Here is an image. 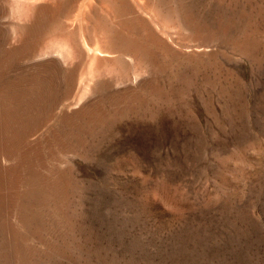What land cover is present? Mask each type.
<instances>
[{
	"label": "rangeland",
	"instance_id": "374dc122",
	"mask_svg": "<svg viewBox=\"0 0 264 264\" xmlns=\"http://www.w3.org/2000/svg\"><path fill=\"white\" fill-rule=\"evenodd\" d=\"M126 2L34 3L103 49L0 76V264H264V0Z\"/></svg>",
	"mask_w": 264,
	"mask_h": 264
},
{
	"label": "bare ground",
	"instance_id": "6f19581e",
	"mask_svg": "<svg viewBox=\"0 0 264 264\" xmlns=\"http://www.w3.org/2000/svg\"><path fill=\"white\" fill-rule=\"evenodd\" d=\"M42 1V5H46L48 7L49 2L53 4V0L51 2V0H17L15 1V3H11L8 4V2H6L5 0L3 2H1L0 0V17L1 14L4 12H7L8 14V18L7 22L2 23L0 22V76H15L16 77V82L11 83L10 85H19L21 82L22 84L24 83L25 86H34L36 85L40 80V77L43 75H49V76H53V77H60V76H68L70 75V73L72 71H74V68L77 67L76 65L79 63L80 66V61H82L81 59H83V53H89L91 52V54L93 55L92 60L97 61L96 59V53L101 51L100 48L98 49V45L99 42L94 40V43H98V44H94L92 45L87 39V36L85 38V40L82 39V37H79L81 39L77 40L76 36L73 34H71L72 36L76 37H72V36H61L58 35V37L56 36V34H52L50 36H48L47 38H43L41 39L40 37H38L39 33L38 31H35L34 29V25L33 24H29L30 22H34L38 19V17H40V12L41 11H36V9L33 7L34 3ZM49 1V2H48ZM61 1V0H60ZM68 1V0H67ZM74 1V0H73ZM91 1V0H90ZM108 1V0H107ZM121 1V6L124 9L126 4V0H119ZM128 1V0H127ZM65 2V1H64ZM84 2V1H83ZM110 2V1H109ZM48 3V5H47ZM57 3V2H56ZM73 3V2H72ZM93 3V2H92ZM120 3V2H119ZM128 3V2H126ZM61 4V3H60ZM58 4V6L60 5ZM66 4V3H65ZM69 4V3H68ZM82 4V3H81ZM88 4V2L86 3ZM109 4V3H108ZM54 5V4H53ZM83 5V4H82ZM89 5V4H88ZM112 5V4H111ZM129 5V4H128ZM38 6V5H37ZM36 6V7H37ZM57 6V7H58ZM62 6V4H61ZM81 6V5H80ZM93 6V5H91ZM104 6V5H103ZM107 6V5H106ZM47 7H45L47 9ZM50 7V6H49ZM48 7V8H49ZM53 7V6H52ZM56 7V9H57ZM82 7V6H81ZM118 7L120 8V6L118 5ZM87 8V7H86ZM90 8V7H89ZM93 8V7H92ZM109 7H107L108 9ZM127 8V7H126ZM45 9V10H46ZM82 9V8H81ZM88 9V8H87ZM86 9V11H87ZM122 9V10H123ZM5 10V11H4ZM41 10V9H40ZM89 10V9H88ZM91 10V9H90ZM89 10V11H90ZM121 10V8H120ZM128 10V9H127ZM88 11V12H89ZM93 11V10H92ZM108 11V10H107ZM124 11H126L124 9ZM123 11V13H124ZM96 12V11H95ZM44 13V12H43ZM49 13V11H48ZM5 14V13H4ZM4 14L2 15L4 17ZM56 14V13H55ZM54 14V15H55ZM93 13L92 17L94 16ZM130 14V13H129ZM48 15V14H47ZM108 15V13L106 14ZM121 15V14H120ZM45 16V15H44ZM84 16V15H83ZM104 16V15H102ZM1 17V18H3ZM98 17V16H96ZM105 17V16H104ZM110 17V15H109ZM41 18V17H40ZM52 18V17H51ZM60 18V17H59ZM76 18V17H75ZM125 18V17H124ZM127 18V16H126ZM125 18V19H126ZM45 20V18H43ZM56 19V18H53ZM95 19V18H94ZM99 19V18H98ZM97 19V20H98ZM121 19V18H120ZM129 19V17L127 18ZM48 20V19H47ZM52 20V19H51ZM100 20H102V18H100ZM99 20V21H100ZM107 20V19H105ZM110 20V19H109ZM124 20V19H123ZM14 21L16 22V24H14ZM43 21V20H41ZM61 21V20H60ZM75 21V20H74ZM73 21V22H74ZM79 21V18H78ZM81 21V20H80ZM92 20H90L91 22ZM97 21V23L99 22ZM113 21V20H112ZM122 21V19H121ZM37 22V21H36ZM40 22V21H39ZM45 22V21H44ZM50 22V21H49ZM65 22V21H64ZM73 22L71 23L73 25ZM89 22V21H88ZM95 22V21H94ZM126 23V21H123ZM80 23V22H79ZM20 24V26H18ZM67 24V23H66ZM91 24V23H90ZM89 24V25H90ZM93 24V23H92ZM95 24V23H94ZM101 24V23H100ZM112 24V22H111ZM70 25V24H69ZM98 25V24H97ZM96 25V26H97ZM104 25V22H103ZM107 25V24H106ZM127 25V24H126ZM36 26V25H35ZM75 26V23L74 25ZM81 26V25H80ZM99 26V25H98ZM105 26V25H104ZM118 29H117V33L120 36V47L121 49H123L122 47L126 48L124 45L126 44V37L127 36V29L126 26H124L123 23H120L117 25ZM40 27V25H39ZM38 27V28H39ZM83 27V25H82ZM94 27V26H93ZM72 28V27H70ZM108 28V27H107ZM112 29V25L109 27ZM41 29V28H39ZM94 29V28H93ZM96 29V28H95ZM11 30V31H9ZM46 30V29H45ZM106 30V29H105ZM113 30V29H112ZM96 31V30H95ZM116 31V30H115ZM38 32V33H36ZM70 32V31H69ZM94 32V31H93ZM98 32V31H97ZM109 32V31H107ZM105 32V33H107ZM80 33V31H79ZM103 33V32H102ZM101 33V34H102ZM115 33V32H114ZM132 33V32H131ZM108 34V33H107ZM130 34V32L128 33ZM41 35V33H40ZM96 33L94 32V34L92 35L93 38H95ZM106 35V34H105ZM108 35H111L110 33ZM107 35V36H108ZM114 36V34H112ZM90 36V35H89ZM88 36V37H89ZM98 36H100L98 34ZM106 36V37H107ZM85 37V36H84ZM102 38L104 36H101ZM106 37L104 39H106ZM104 41V39H102ZM110 38H112V36H110ZM91 39V38H90ZM99 40V37L98 39ZM110 41V39H108ZM129 40V39H128ZM101 41V42H103ZM106 43V42H105ZM128 43V42H127ZM104 43H102L101 45H103ZM129 44V43H128ZM126 44V45H128ZM133 44V43H132ZM106 45V44H105ZM109 45V44H108ZM107 45V46H108ZM135 45V44H134ZM136 46V45H135ZM99 47H101L99 45ZM133 47V46H132ZM134 48V47H133ZM128 49V48H127ZM99 50V51H98ZM126 50V49H125ZM141 50V49H140ZM122 51V50H121ZM128 51V50H127ZM113 52V51H112ZM100 53V52H99ZM98 53V54H99ZM125 53V52H124ZM86 54V55H87ZM97 54V55H98ZM123 54V53H122ZM121 54V56H122ZM124 55V54H123ZM88 56V55H87ZM99 56V55H98ZM15 60V62H18L17 64H12L10 62V59ZM95 58V59H93ZM99 59V58H98ZM122 60V58H120ZM125 59V58H123ZM23 61L26 63V65L23 64ZM30 61H35L33 64L28 65L27 62ZM87 61V60H86ZM85 61V62H86ZM101 60H99L100 62ZM125 61V63L127 62L126 60H123L122 62L120 61V64L123 63ZM14 62V61H13ZM93 62V61H91ZM97 62V63H99ZM106 62V61H105ZM104 62V64H105ZM94 63V62H93ZM124 63V64H125ZM103 64V61H102ZM107 64V63H106ZM127 64V63H126ZM122 65V64H121ZM92 66H94L92 64ZM101 66V65H100ZM111 66V65H110ZM109 66V67H110ZM118 66V65H116ZM98 68V65L96 66ZM108 67V68H109ZM111 67H115L111 66ZM123 67V66H122ZM83 68V67H82ZM91 68V67H90ZM88 68V69H90ZM94 68V69H97ZM105 68H107V66L105 65ZM103 68V69H105ZM107 68V69H108ZM121 68V67H120ZM106 69V71L109 73V71ZM113 68H111L112 70ZM102 70V67H101ZM90 71L89 76H88V84L86 86L87 91L90 90L92 88V84L90 85V82L92 83L93 79H97L99 76H103V74L101 75V73H104V71ZM110 70V74L112 73ZM114 70V69H113ZM124 70V69H123ZM117 71V70H116ZM107 72H105L104 74H106ZM121 73V72H120ZM122 74V73H121ZM124 74V73H123ZM123 76V75H122ZM19 78V79H18ZM1 79V78H0ZM18 79V81H17ZM124 79V78H123ZM50 80V79H49ZM2 82V81H1ZM0 82V83H1ZM41 82V81H40ZM8 84V83H7ZM2 85V84H1ZM9 86V85H8ZM1 87V86H0ZM4 88V87H3ZM49 88V87H48ZM55 88V87H54ZM9 91V90H8ZM49 91V90H48ZM6 92V91H5ZM26 92V91H25ZM30 93V92H28ZM84 94V93H83ZM81 94V96L83 95ZM80 95V94H79ZM78 95V96H79ZM46 96V95H45ZM10 97V96H9ZM81 98V97H80ZM0 103L5 102V100H8L6 97L1 96L0 97ZM75 99V98H74ZM78 100V99H77ZM9 112V111H8ZM30 113V112H29ZM1 122V121H0ZM2 154L0 153V158H2ZM6 158V157H5Z\"/></svg>",
	"mask_w": 264,
	"mask_h": 264
}]
</instances>
